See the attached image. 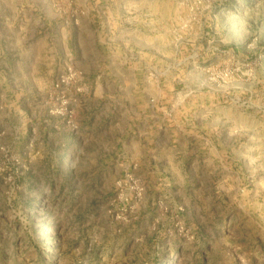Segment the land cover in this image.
<instances>
[{
	"label": "rangeland",
	"instance_id": "374dc122",
	"mask_svg": "<svg viewBox=\"0 0 264 264\" xmlns=\"http://www.w3.org/2000/svg\"><path fill=\"white\" fill-rule=\"evenodd\" d=\"M0 264H264V0H0Z\"/></svg>",
	"mask_w": 264,
	"mask_h": 264
}]
</instances>
